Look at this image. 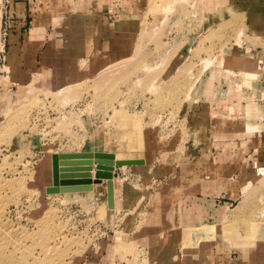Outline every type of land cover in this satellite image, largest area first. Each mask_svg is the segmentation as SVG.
Returning a JSON list of instances; mask_svg holds the SVG:
<instances>
[{"label":"rangeland","instance_id":"1","mask_svg":"<svg viewBox=\"0 0 264 264\" xmlns=\"http://www.w3.org/2000/svg\"><path fill=\"white\" fill-rule=\"evenodd\" d=\"M262 52L264 0H0V264H139L123 237L160 218L165 264H246L264 231V110L246 111ZM92 138L143 160L115 167L112 211L105 184L45 192L53 153Z\"/></svg>","mask_w":264,"mask_h":264},{"label":"crops","instance_id":"2","mask_svg":"<svg viewBox=\"0 0 264 264\" xmlns=\"http://www.w3.org/2000/svg\"><path fill=\"white\" fill-rule=\"evenodd\" d=\"M86 27H84V29H86ZM77 48L74 49V51L72 49L69 50V61L70 64L72 63V61H79L80 56L84 57L83 61L87 60V56L86 53L89 51V53L91 52V46H87V44L83 45L82 43H77ZM62 50V49H61ZM73 52H75V55H73ZM78 53V54H77ZM66 54V53H65ZM261 59H262V64H263V68H264V55L263 52L261 54ZM80 60H82L80 58ZM60 76H65V75H60ZM261 93H264V88H261ZM250 105L247 107L248 109L246 110L248 113H253L254 115H257V112L264 110V102L262 103V105L259 106V109H256L253 106V103H249ZM259 116L262 117L263 122H264V112L260 113ZM264 125V123H263ZM93 140V138L91 140H89V142H86L85 144H83V148L80 151H75V152H61L62 153H100L97 152L99 149L96 145H92L90 144L91 141ZM105 151V150H104ZM103 153V152H101ZM111 154V153H109ZM119 154V153H118ZM54 155V153H53ZM113 155V154H112ZM114 156V155H113ZM134 159H139V158H133ZM119 161H130V159H123V160H116L115 159V167H116V163ZM143 160H138V162H142ZM114 167V170H115ZM114 170L112 172V181H113V186H114V209H116V182H115V178H114ZM91 175L92 173H96V167L93 165L92 166V171L89 172ZM104 191H105V199H106V207H107V194H106V181L104 180L102 182V184L97 185L98 188H100V186H104ZM52 185V184H51ZM50 185V186H51ZM49 186V187H50ZM47 187V188H49ZM45 188V192L46 189ZM89 191H85V192H77V193H70V194H63V195H71V196H79L82 194H86L88 195V199L89 200H95L94 197L97 196L95 193H88ZM62 193L59 194H55L57 195H61ZM78 198V197H77ZM119 200V199H118ZM88 201V200H86ZM85 201V202H86ZM119 206L123 205L126 206L128 205V201L125 200H119L118 204ZM108 209V207H107ZM114 209H111L108 211H112ZM161 216H163L161 214ZM164 219L160 218V221H158L156 224V226H152V223H148L146 222L143 230L141 231V233L139 235H136V233H132V231H130L128 234H125L123 237V242L125 246H131L132 250L134 253L139 254L140 259L138 260L139 264H165V255H166V248L167 246H169L170 243V238L172 237V228L171 230H167L165 229V224H164ZM181 221L182 217L180 218ZM186 220V218L184 219ZM150 221V220H149ZM129 228H131L132 230L135 228V223L133 219H130L129 221ZM151 226V228H150ZM178 227V226H177ZM182 228V227H180ZM176 232L178 233L179 230H176ZM183 233H180V235ZM183 236V235H182ZM181 236V237H182ZM176 237L178 238V234L176 235ZM258 237H261V239L257 240L256 243L251 246H246L245 247V252L246 254H250V257H246V264H264V231L260 232V235H258ZM247 256V255H246ZM105 259V258H104ZM128 262H131L130 259H125V261H121V263L118 264H129ZM102 264H105V260L102 261ZM133 264V263H131ZM136 264V263H134Z\"/></svg>","mask_w":264,"mask_h":264},{"label":"water","instance_id":"3","mask_svg":"<svg viewBox=\"0 0 264 264\" xmlns=\"http://www.w3.org/2000/svg\"><path fill=\"white\" fill-rule=\"evenodd\" d=\"M109 153H62L54 154L52 161V187L46 193H75L90 190V171L92 164L97 165L96 184L99 179L107 180L108 209L114 208V186L112 181V159ZM138 161H119L118 165L137 164Z\"/></svg>","mask_w":264,"mask_h":264},{"label":"bare ground","instance_id":"4","mask_svg":"<svg viewBox=\"0 0 264 264\" xmlns=\"http://www.w3.org/2000/svg\"><path fill=\"white\" fill-rule=\"evenodd\" d=\"M52 157V156H51ZM94 164V163H93ZM92 164V165H93ZM112 171L110 172L111 173V175H112V172H113V170H114V167H115V160H114V157H113V159H112ZM51 165H52V161H51ZM95 165V167H97V165L96 164H94ZM92 167V166H91ZM91 170H92V168H91ZM96 172H97V168H96ZM90 175V174H89ZM95 175H96V173H95ZM95 175H94V178L93 179H91V175H90V187L92 188V185L93 184H96L94 181H96V177H95ZM102 180H105L106 181V184H107V180L106 179H99V183H97V184H101L103 181ZM52 186V185H51ZM91 188H90V190H91ZM89 190V191H90ZM85 192V191H84ZM75 193H77V192H75ZM46 194H48V193H46ZM52 194H54V193H52ZM56 194V193H55ZM106 194H107V187H106ZM107 207H108V203H107ZM111 210V209H110Z\"/></svg>","mask_w":264,"mask_h":264}]
</instances>
